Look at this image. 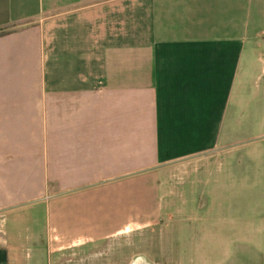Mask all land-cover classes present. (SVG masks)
Returning a JSON list of instances; mask_svg holds the SVG:
<instances>
[{
    "label": "crops",
    "instance_id": "crops-1",
    "mask_svg": "<svg viewBox=\"0 0 264 264\" xmlns=\"http://www.w3.org/2000/svg\"><path fill=\"white\" fill-rule=\"evenodd\" d=\"M0 30V264H19L21 224L39 216L55 218L56 243L69 222L149 227L138 221L157 192L168 205L195 186L172 174L239 140L253 77L264 108V0H0ZM231 264H264V251Z\"/></svg>",
    "mask_w": 264,
    "mask_h": 264
},
{
    "label": "rangeland",
    "instance_id": "rangeland-1",
    "mask_svg": "<svg viewBox=\"0 0 264 264\" xmlns=\"http://www.w3.org/2000/svg\"><path fill=\"white\" fill-rule=\"evenodd\" d=\"M254 80L249 83L250 92L242 88L241 133L234 147L217 149L172 174L177 185L195 183L192 190L187 186L178 191L185 202L160 203L159 195L168 193L162 190L140 215L138 223H149V227L138 232L127 218L118 222L96 219L89 235L74 229L78 223L69 222L72 230L64 229L68 232L58 243L53 238L54 217L46 221L39 216L37 224L25 220L16 239L18 263L33 264L40 256L34 245L37 239L28 238L30 228L43 233L46 264H231L239 249L264 251V108L260 112L253 105L259 98ZM252 120L255 126L251 129ZM197 168L199 175H191ZM204 170L208 184L201 189L198 185ZM103 209L115 216L126 211V206L112 204ZM127 211V217L134 213L131 206ZM13 225L11 219L10 234ZM127 230L131 233H125ZM60 245L63 248L58 249Z\"/></svg>",
    "mask_w": 264,
    "mask_h": 264
},
{
    "label": "trees",
    "instance_id": "trees-1",
    "mask_svg": "<svg viewBox=\"0 0 264 264\" xmlns=\"http://www.w3.org/2000/svg\"><path fill=\"white\" fill-rule=\"evenodd\" d=\"M10 33V30H0V36Z\"/></svg>",
    "mask_w": 264,
    "mask_h": 264
},
{
    "label": "bare ground",
    "instance_id": "bare-ground-1",
    "mask_svg": "<svg viewBox=\"0 0 264 264\" xmlns=\"http://www.w3.org/2000/svg\"><path fill=\"white\" fill-rule=\"evenodd\" d=\"M134 264H139V262H135Z\"/></svg>",
    "mask_w": 264,
    "mask_h": 264
}]
</instances>
